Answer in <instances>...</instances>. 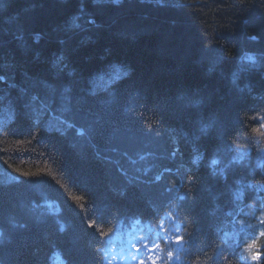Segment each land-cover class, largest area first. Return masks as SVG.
<instances>
[{"label": "trees", "instance_id": "1", "mask_svg": "<svg viewBox=\"0 0 264 264\" xmlns=\"http://www.w3.org/2000/svg\"><path fill=\"white\" fill-rule=\"evenodd\" d=\"M121 241L264 264V0H0V264Z\"/></svg>", "mask_w": 264, "mask_h": 264}, {"label": "rangeland", "instance_id": "2", "mask_svg": "<svg viewBox=\"0 0 264 264\" xmlns=\"http://www.w3.org/2000/svg\"><path fill=\"white\" fill-rule=\"evenodd\" d=\"M238 241H239V240L237 239L236 242H238ZM256 256H257L258 258L261 257L260 254H257ZM247 258H248V254H247L246 251H244V252L242 253V259L246 260Z\"/></svg>", "mask_w": 264, "mask_h": 264}]
</instances>
